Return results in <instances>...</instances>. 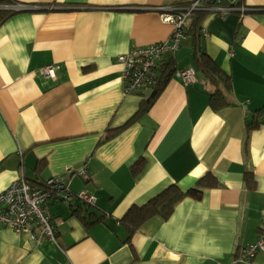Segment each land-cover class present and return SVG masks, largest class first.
<instances>
[{
  "label": "crops",
  "instance_id": "0c3cea01",
  "mask_svg": "<svg viewBox=\"0 0 264 264\" xmlns=\"http://www.w3.org/2000/svg\"><path fill=\"white\" fill-rule=\"evenodd\" d=\"M189 1L8 4L15 12L0 23V192L20 176L34 184L62 176L72 193L86 189L96 202L51 201L55 241L0 225V264H264V251L250 263L238 259L264 227V111L255 113L264 107V0H240L202 23V47L231 75L228 105L211 107L215 86L196 70L191 84L171 77L128 122L149 89L124 92L117 56L167 39L173 25L163 16ZM183 45L189 59L179 63ZM174 55L177 67H194L189 37ZM48 64L54 78L41 71ZM206 172L217 185L184 197L167 217L132 233L121 221L131 206L173 184L192 188Z\"/></svg>",
  "mask_w": 264,
  "mask_h": 264
},
{
  "label": "built area",
  "instance_id": "2783aa9c",
  "mask_svg": "<svg viewBox=\"0 0 264 264\" xmlns=\"http://www.w3.org/2000/svg\"><path fill=\"white\" fill-rule=\"evenodd\" d=\"M219 2L220 0H192L183 10L173 7L171 13L163 16L173 25L172 33L167 39L143 47H133L118 55L117 59L123 65L124 92L140 93L151 85L157 76L155 66L165 54H174L184 39L186 19L191 11L207 9L224 14L232 9L220 6ZM55 67L48 64L41 71L45 76L54 78ZM174 76L184 84H191L197 79L196 69L191 65L178 68ZM78 174L86 178V167H82ZM74 197L88 206H94L96 202V197L86 189L72 193L70 180L65 177H49L34 184L20 176L0 192V225L9 227L16 233H28L36 243L55 241L56 224L60 219L52 217L49 203L61 201L70 205ZM260 251H264V227L259 230L255 242L240 248L238 259L250 263Z\"/></svg>",
  "mask_w": 264,
  "mask_h": 264
},
{
  "label": "trees",
  "instance_id": "16d2710c",
  "mask_svg": "<svg viewBox=\"0 0 264 264\" xmlns=\"http://www.w3.org/2000/svg\"><path fill=\"white\" fill-rule=\"evenodd\" d=\"M221 1L222 0H220L219 5L223 6ZM10 2L11 0H0V23H2L15 12V10H12V6L8 5ZM230 2L231 3L228 5V7H223L231 9L233 8V4L236 5L237 3H240V0H234L233 2ZM190 3L191 1L177 3L174 4V7L178 8V10H183L188 5H190ZM210 12L211 11L207 9H195L191 11L186 19L184 34L186 37H189L191 41V53L194 67L196 70L202 72L215 86L214 91L209 94V102L211 107L216 110L229 104L227 95L231 90V75L223 70L202 47V40L204 36L202 23ZM178 68L180 67H177L175 55L173 53L165 54L161 58V60L155 66L157 76L147 88L149 89V92L142 98L138 110L134 116L128 120V122L135 119V116L146 112L151 107V105L166 86L167 82L171 77L174 76V72ZM263 111L264 107L259 108L255 113L259 115ZM255 123L256 122H253L251 126H256ZM121 128L106 129V134L102 141L113 137L115 133ZM216 185L217 179L213 176V174H211V172H206L197 180L196 186L187 190H182L175 184L170 185L150 198L146 203L131 206L121 221L126 225L130 233H132L147 219L153 216H159L162 218L167 217L172 212L176 203H178L184 197L198 196L202 193L203 188H212ZM77 210L78 209L74 211Z\"/></svg>",
  "mask_w": 264,
  "mask_h": 264
},
{
  "label": "rangeland",
  "instance_id": "374dc122",
  "mask_svg": "<svg viewBox=\"0 0 264 264\" xmlns=\"http://www.w3.org/2000/svg\"><path fill=\"white\" fill-rule=\"evenodd\" d=\"M186 46H182V48L179 50V53L177 54V60L179 63L187 61L189 59V55L185 53Z\"/></svg>",
  "mask_w": 264,
  "mask_h": 264
}]
</instances>
